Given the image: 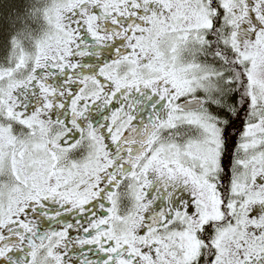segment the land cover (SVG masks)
<instances>
[{"label": "snow or ice", "instance_id": "snow-or-ice-1", "mask_svg": "<svg viewBox=\"0 0 264 264\" xmlns=\"http://www.w3.org/2000/svg\"><path fill=\"white\" fill-rule=\"evenodd\" d=\"M0 264H264V0H0Z\"/></svg>", "mask_w": 264, "mask_h": 264}]
</instances>
